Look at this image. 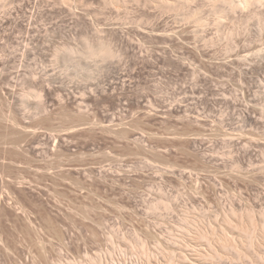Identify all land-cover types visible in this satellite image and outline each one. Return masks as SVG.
<instances>
[{"label":"rangeland","instance_id":"1","mask_svg":"<svg viewBox=\"0 0 264 264\" xmlns=\"http://www.w3.org/2000/svg\"><path fill=\"white\" fill-rule=\"evenodd\" d=\"M172 2L0 0V264H264V32ZM97 26L121 64L55 61Z\"/></svg>","mask_w":264,"mask_h":264},{"label":"clouds","instance_id":"2","mask_svg":"<svg viewBox=\"0 0 264 264\" xmlns=\"http://www.w3.org/2000/svg\"><path fill=\"white\" fill-rule=\"evenodd\" d=\"M171 8L178 23L190 29L197 38L220 29L232 37L246 31L253 23L258 31L264 32V0H173ZM241 18L245 24L236 25L235 21ZM257 54L264 55V45ZM51 55L56 62L63 57L91 66L119 65L125 58L117 41L100 26L59 41Z\"/></svg>","mask_w":264,"mask_h":264},{"label":"bare ground","instance_id":"3","mask_svg":"<svg viewBox=\"0 0 264 264\" xmlns=\"http://www.w3.org/2000/svg\"><path fill=\"white\" fill-rule=\"evenodd\" d=\"M30 95H31L30 93H29V94L27 93V94H25V97L27 98V97L30 96ZM35 97H37V98H39V99L41 98L40 95H35ZM34 115H35V113H34ZM34 115H33V116H34ZM36 115H37V114H36ZM34 117H35V116H34ZM10 120H11V119H10ZM253 228H254V227H253ZM247 230H249V229H247ZM244 231H246V230H244ZM249 231H250V230H249ZM249 231H247V232H249ZM247 232H246V233H247ZM249 233H250V232H249ZM226 241H227V240H226ZM228 241H229V240H228ZM228 241H227V242H228ZM168 261H169V260H168ZM165 262H166V261H165ZM169 263H170V261H169ZM169 263H168V264H169ZM158 264H160V263H158Z\"/></svg>","mask_w":264,"mask_h":264}]
</instances>
